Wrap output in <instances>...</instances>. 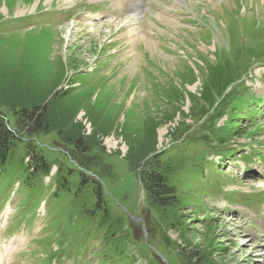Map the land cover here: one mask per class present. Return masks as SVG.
Returning <instances> with one entry per match:
<instances>
[{"label":"rangeland","instance_id":"rangeland-1","mask_svg":"<svg viewBox=\"0 0 264 264\" xmlns=\"http://www.w3.org/2000/svg\"><path fill=\"white\" fill-rule=\"evenodd\" d=\"M141 1L0 0V60L33 64L45 85L71 91L128 134H140L181 106L185 116L179 113L157 131V149L169 148L181 123L189 127L187 134H200L205 120L196 125L191 111L201 110L202 86L216 59L233 61L240 48L264 56V0ZM248 70L232 100L246 109L241 117L248 118L236 123L243 134L221 147L227 156L236 155L206 153L201 174L182 181L190 221L182 232H168L181 246L188 236L189 251H210L215 264H264V107L258 101L264 102V58ZM253 99L256 106H249ZM77 119L86 123L85 109ZM228 119L226 114L217 126ZM102 144L114 176L103 178L101 187L114 220L122 223L118 240L87 216L83 205L95 197L87 188L78 191L80 160L71 159L72 147H60L52 133L38 143L53 165L49 177L29 188L18 161L0 171V264H156L142 221L145 193L126 158L128 147L117 134ZM204 150L200 144L193 148L196 155ZM58 168L67 173V184L58 185Z\"/></svg>","mask_w":264,"mask_h":264},{"label":"trees","instance_id":"trees-1","mask_svg":"<svg viewBox=\"0 0 264 264\" xmlns=\"http://www.w3.org/2000/svg\"><path fill=\"white\" fill-rule=\"evenodd\" d=\"M242 51V48L237 50L233 61L228 56L216 59L217 63L210 68L212 70L203 83L198 100L202 103L201 110L198 113L191 111L196 125L203 118L205 120L200 134L194 133L195 130L187 134L189 127L181 123L170 135L171 146L162 150L157 149L158 128L174 121L179 113L185 116L181 106L175 108L174 113L165 120L158 119L146 125L140 134H128L124 127L118 128L113 117L106 116L102 110L84 106L72 96L71 91L58 90L56 83L45 85L33 64L12 66L0 60V171L16 167L18 161L21 170L17 171L25 173L29 188L35 187L36 180L49 177L53 168L38 145L39 138L55 134L60 147L67 144L72 147L71 159L80 160L81 164L75 162L80 175L78 191L84 188L91 193L93 191L95 201L89 206L83 205L87 216L97 218L99 229L106 228L111 240H118L116 231L123 228L122 223L119 219L114 220L116 213L107 204L106 191L101 187L103 178L114 176L112 166L106 162L108 153L102 143L104 139L117 134L128 147L126 158L145 193L142 221L148 241L154 245L156 252L150 251L146 241L141 242L143 250L155 256L153 262L156 264H166L159 260L158 254L166 259L167 264H215L210 251H189L188 236H185V240L181 239V246L171 241L168 232H182L190 221V201L185 197L182 181L191 174H201L203 169L200 167L206 153L232 157L236 152L232 151L227 156L221 150L223 145L243 134V129L236 123L245 110L244 105L238 104L240 100L233 104L232 100L238 94L239 81L244 74L247 75L251 64L264 58L263 55L257 58L252 52L243 54ZM244 58L248 60L246 66ZM82 109H85L86 123L77 119ZM226 114L229 115L227 123L218 127V121ZM180 129L182 132H179ZM197 144L205 148L200 155L193 152ZM64 172V168H58V185L69 181ZM74 172L71 170L70 175ZM214 188L211 190L214 191ZM59 189L60 186H57L56 190ZM215 189L219 188L216 186ZM197 208L203 211L201 207ZM89 212L98 214L92 216ZM157 238L158 244H155ZM109 240H105L106 245L112 243ZM133 241V245L139 242L137 239ZM115 249L114 246V254H117ZM141 255L144 256L143 252Z\"/></svg>","mask_w":264,"mask_h":264},{"label":"bare ground","instance_id":"bare-ground-1","mask_svg":"<svg viewBox=\"0 0 264 264\" xmlns=\"http://www.w3.org/2000/svg\"><path fill=\"white\" fill-rule=\"evenodd\" d=\"M124 1H125V0H124ZM127 1H131V2H132L133 0H127ZM139 1H140V4H141L142 1H141V0H139ZM142 3H143V2H142ZM129 5H130V4H129ZM142 5H143V4H142ZM1 245H2V244H1ZM13 245H14V244H13ZM10 246H11V245H10ZM3 251H4V250H3ZM6 251H8V249H7Z\"/></svg>","mask_w":264,"mask_h":264}]
</instances>
